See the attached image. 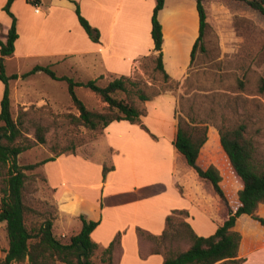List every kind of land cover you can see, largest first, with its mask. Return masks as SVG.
Here are the masks:
<instances>
[{
	"label": "crops",
	"instance_id": "obj_1",
	"mask_svg": "<svg viewBox=\"0 0 264 264\" xmlns=\"http://www.w3.org/2000/svg\"><path fill=\"white\" fill-rule=\"evenodd\" d=\"M7 2L0 0V39L13 23L4 10ZM77 5L82 16L99 31V42L92 41L80 25ZM155 5V0H16L10 10L17 21L18 39L14 54L4 61L6 75L17 76L9 81L11 106L32 103L26 74L36 66L68 67L78 77L88 74L91 80L107 84L122 77L132 78L136 70L141 71L144 59L157 56L151 36ZM173 9L177 11L167 13L165 0L158 16L163 31L162 60L169 80L180 82L193 65L200 16L195 0H179ZM181 21L186 30L181 29ZM4 92L5 84L0 80V113ZM36 102L40 107L47 103L43 97ZM174 103L173 94L146 101L140 122H113L100 131L89 153L77 148L41 166L57 208L55 235L68 240L78 234L81 216L98 222L91 235L98 245L94 257L98 264H103L104 250L119 234L116 264H163V254L143 253L138 230L161 236L167 229V217L174 216L175 211L188 214L185 221L198 236L210 237L217 231L211 218L214 212L176 187ZM105 167L110 169L106 178ZM183 170L178 169L176 176ZM194 188L201 194L197 186ZM3 229L6 235L0 234V262L3 250L9 248ZM243 264H264V246L247 254Z\"/></svg>",
	"mask_w": 264,
	"mask_h": 264
},
{
	"label": "trees",
	"instance_id": "obj_2",
	"mask_svg": "<svg viewBox=\"0 0 264 264\" xmlns=\"http://www.w3.org/2000/svg\"><path fill=\"white\" fill-rule=\"evenodd\" d=\"M15 1L8 0L4 7L13 18V23L8 33L0 39V80L5 84L0 113V223H5L9 240V248L3 250L4 257L0 264H98L94 260L98 245L91 237L99 225L98 222L81 216L80 232L68 240L55 235L54 217L46 218L32 228L25 222L29 210L26 204L29 176L26 171H33L68 151L55 153L53 157L35 164L21 166L18 163L20 154L37 145L47 144L46 135L49 128L34 123L33 139L28 138L23 126L24 116L29 112H22L17 120L12 114L9 81L17 79V76L6 75L4 61L14 54L15 42L18 39L17 21L10 10ZM164 1L155 0L151 36L157 52L154 57L157 69L169 80L163 66V31L158 18ZM195 1L200 16V35L192 51V64L196 60L197 52L204 50L207 5L220 4L229 13L248 16L264 28V0ZM76 14L88 37L94 42H99V31L82 16L78 5ZM248 69L245 62L239 66L238 85L241 88L245 86ZM37 72H43L53 80L68 84L71 101L78 114H68L67 117L75 127H84L89 131L105 129L113 122H140L143 112L134 98L146 102L153 97L146 94V88H140L127 77L101 86L98 80L83 82L67 76H58L49 66H36L26 76ZM77 88H85L94 93L106 105L104 109H89L78 97ZM258 89L264 93V65L260 72ZM121 94H124L125 98H120ZM175 119L173 176L176 177L178 169H188L194 174L196 186L214 203L215 211L211 218L217 225V231L210 237H201L186 221L180 222L178 227L173 226L172 229L173 215H170L167 217V229L161 236H147L162 246L179 239L189 243L185 251L174 253L169 249L165 253L163 264H243L247 254L264 246V214H258L264 210V161L259 158L255 140L244 125L228 127L220 131L215 147L210 149L207 148V135L204 131L200 136H193L183 128L180 117L176 114ZM71 151L74 152V148ZM109 170L104 168V178ZM199 208L202 209L200 205ZM177 213L188 215L186 212H173ZM138 234L140 238L145 235L141 230H138ZM120 241L121 234L104 250L101 258L103 264H114V253ZM154 253L161 254V250L156 249Z\"/></svg>",
	"mask_w": 264,
	"mask_h": 264
},
{
	"label": "rangeland",
	"instance_id": "obj_3",
	"mask_svg": "<svg viewBox=\"0 0 264 264\" xmlns=\"http://www.w3.org/2000/svg\"><path fill=\"white\" fill-rule=\"evenodd\" d=\"M177 1L179 0H168L167 13L177 11L173 9ZM180 23L183 25L181 29L186 30L182 21ZM118 29L117 25L116 30ZM203 46L204 50L197 52L195 62L180 82L165 79L157 69L154 58L144 59L141 62V71L136 70L130 79L140 88H146V94L153 95L151 100L160 95L173 94L174 113L180 117L183 128L193 136H200L204 131L207 135V148L215 147L223 128L246 126L249 135L255 140L259 158L264 161V93L258 89V80L264 65V28L248 16L233 15L222 5L212 3L207 5ZM243 62L249 69L245 86L241 88L238 85V69ZM27 68L28 65H25L24 69ZM53 70L58 76H67L75 81L91 80L88 74L76 76L68 67ZM26 81L29 92H32L29 95L32 103L26 106L17 102L15 106H11L13 117L17 120L22 112H29L24 116L23 126L28 138L33 139L34 123L47 126L49 131L46 135L47 144L37 145L20 154L19 165L35 164L64 151H68L65 154L74 153L77 148L89 153L97 144L102 129L89 131L71 124L67 115L78 112L72 104L68 84L53 80L45 73L27 76ZM98 84L105 86L107 82L98 80ZM76 92L91 110L101 111L106 106L88 89L77 88ZM40 97L47 101L43 107L36 102ZM119 97L125 98V95L121 94ZM134 100L144 114L145 102H140L136 97ZM72 148L74 152L71 151ZM97 149L100 150L98 147ZM26 174L29 176V191L26 196L29 210L25 222L32 228L46 218H55L57 208L41 167L26 171ZM175 184L180 191L191 193L209 212L215 211L214 203L208 195L195 193L196 180L190 170L179 171ZM1 196L0 194V198ZM258 214H264V210ZM182 221H185L184 214H175L171 228L178 227ZM2 224L4 225L0 228V234L4 237L5 223ZM141 245L143 253L158 249L164 256L169 249L177 253L189 247V243L183 239L162 246L147 235L141 238Z\"/></svg>",
	"mask_w": 264,
	"mask_h": 264
},
{
	"label": "built area",
	"instance_id": "obj_4",
	"mask_svg": "<svg viewBox=\"0 0 264 264\" xmlns=\"http://www.w3.org/2000/svg\"><path fill=\"white\" fill-rule=\"evenodd\" d=\"M40 11V8H39V6L37 5L36 6V12L38 13Z\"/></svg>",
	"mask_w": 264,
	"mask_h": 264
}]
</instances>
